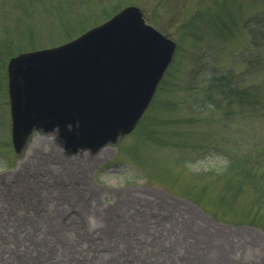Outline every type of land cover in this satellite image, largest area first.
Wrapping results in <instances>:
<instances>
[{"label": "rangeland", "instance_id": "rangeland-1", "mask_svg": "<svg viewBox=\"0 0 264 264\" xmlns=\"http://www.w3.org/2000/svg\"><path fill=\"white\" fill-rule=\"evenodd\" d=\"M127 5L178 43L147 120L96 152H68L56 132L36 131L18 156L9 57ZM228 71L239 88L264 89V0H0V264H264L256 187L244 171L227 187L211 173L235 159L264 179V108L201 109L199 77Z\"/></svg>", "mask_w": 264, "mask_h": 264}, {"label": "water", "instance_id": "water-1", "mask_svg": "<svg viewBox=\"0 0 264 264\" xmlns=\"http://www.w3.org/2000/svg\"><path fill=\"white\" fill-rule=\"evenodd\" d=\"M177 44L130 5L62 44L7 65L11 139L21 155L34 131L68 152H96L129 134L149 108Z\"/></svg>", "mask_w": 264, "mask_h": 264}, {"label": "trees", "instance_id": "trees-1", "mask_svg": "<svg viewBox=\"0 0 264 264\" xmlns=\"http://www.w3.org/2000/svg\"><path fill=\"white\" fill-rule=\"evenodd\" d=\"M197 18H198V16H195V18H193V20H197ZM199 19H200V17H199ZM193 20H190L187 23V26H189L192 29H193V26H190V25L191 24L194 25ZM7 53H8V55L14 54V52L10 51V50H8ZM199 79L200 80L198 82H202V81L206 82L207 87H206L205 91L208 94L207 100H205L206 103H205V105H203L201 107V109H204V108L208 109L210 107H212V108L214 107V110L224 109V110H226V112L228 114L229 110H235V109L237 110V108L239 111H242V112L243 111L257 110V107H259V106L261 108H264V105L261 101V99H262L264 102V89L261 86L262 83L257 84V85H253L250 87L239 88L236 85L237 79L235 78L234 73L229 72V71L224 72L222 74L221 73L219 74L218 72L212 73L211 75L201 76V77H199ZM162 88H163V85H162ZM169 90L170 89H168V91ZM148 114L146 115L147 117L145 116V118L141 121L140 125L145 121V119L147 120L148 116L150 115V114L149 115ZM149 134H153V133L149 132ZM149 136L151 138L156 137V136H152V135H149ZM230 162H231V160H230ZM228 163L229 162H227V164ZM230 165H232L230 171L228 170V167L225 166V170H223V171H216V173L211 172L213 176H216L215 180L220 181V182H224L225 187H227V186H229L230 172L233 169H236L239 172L244 171L246 173V175L249 177L251 184L256 187V192L251 198L252 207L255 208L257 206L256 210L264 208V179L259 178L256 175H254V174H256L255 166L248 165L246 168H241L239 162L237 163L235 161V159L232 160V163ZM5 166H6V164H5ZM237 189H241L240 188V182L237 185ZM190 199L194 203L199 205L200 207L202 206L200 204L201 202L197 198H191L190 197ZM202 208H204V207L202 206ZM211 215L213 218L217 219L215 214L211 213ZM252 224H256V223H252ZM260 226L264 229V226L262 224H260ZM50 229H53V231H51ZM48 231L50 234H47L48 236L44 235L47 240L51 235L52 236H53V234L56 235V233L59 231V229L55 228V227H51L48 229ZM60 232H64V230L62 231L60 229ZM40 249H41V247H40Z\"/></svg>", "mask_w": 264, "mask_h": 264}]
</instances>
